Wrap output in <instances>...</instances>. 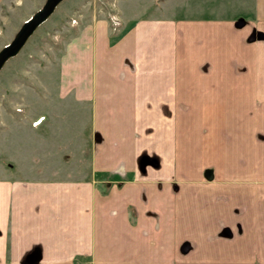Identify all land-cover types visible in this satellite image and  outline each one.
Segmentation results:
<instances>
[{
    "label": "crops",
    "instance_id": "crops-1",
    "mask_svg": "<svg viewBox=\"0 0 264 264\" xmlns=\"http://www.w3.org/2000/svg\"><path fill=\"white\" fill-rule=\"evenodd\" d=\"M25 1L0 0V34ZM115 10L116 32L82 9L61 53L0 71L10 263L264 264V0Z\"/></svg>",
    "mask_w": 264,
    "mask_h": 264
},
{
    "label": "rangeland",
    "instance_id": "rangeland-1",
    "mask_svg": "<svg viewBox=\"0 0 264 264\" xmlns=\"http://www.w3.org/2000/svg\"><path fill=\"white\" fill-rule=\"evenodd\" d=\"M45 1L46 0L25 1L22 6V10L19 12V16H17L18 19L16 18L17 21L14 20V22L8 27L4 26L3 32H1L0 34V50L13 40L15 34L18 32L23 23L37 11H39L43 7ZM117 1L118 0H64L58 5L50 18L46 22H44L31 36L22 51L19 53V57H25V59H27L29 62L31 61L30 59H33V57H36L38 59L39 56H48V53L50 52H57L58 54L61 53L62 45L65 39H67L66 35L64 36V28L70 26V24L75 23L74 20L81 16L79 13L82 9L84 10L82 14H84L85 12L98 13L103 9V11L106 12L108 18L112 19V28L114 29V32H116V29H118V18L116 16L117 12L115 10ZM11 63L12 62H9L8 65H10ZM6 78L7 77H3L0 72V104L1 99L4 96V91H6V88L4 86ZM146 164L156 166L157 159L143 156L140 160L141 168H144ZM8 246L9 244H5V246L2 247L0 242V264H44L42 263V252L38 247H34L26 253H23L21 257L18 258V260L10 263V259H8V257L11 258L9 254L11 253V250L8 249ZM189 251L188 249L185 250V252ZM106 252L107 254H110L113 251L101 250V253L103 255H106ZM170 253L173 254V251H170ZM154 256H156L155 253H153V257ZM69 264H94V262L92 261L91 256H80L72 260V263ZM100 264L114 263L112 259H105Z\"/></svg>",
    "mask_w": 264,
    "mask_h": 264
},
{
    "label": "water",
    "instance_id": "water-1",
    "mask_svg": "<svg viewBox=\"0 0 264 264\" xmlns=\"http://www.w3.org/2000/svg\"><path fill=\"white\" fill-rule=\"evenodd\" d=\"M64 0H46L43 7L23 23L13 40L0 50V71L24 48L35 31L54 13Z\"/></svg>",
    "mask_w": 264,
    "mask_h": 264
}]
</instances>
